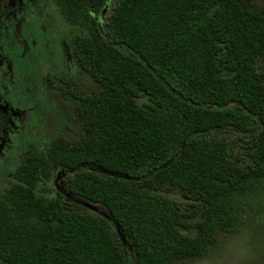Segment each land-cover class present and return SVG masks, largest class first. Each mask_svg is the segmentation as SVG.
I'll use <instances>...</instances> for the list:
<instances>
[{"label":"trees","instance_id":"obj_1","mask_svg":"<svg viewBox=\"0 0 264 264\" xmlns=\"http://www.w3.org/2000/svg\"><path fill=\"white\" fill-rule=\"evenodd\" d=\"M258 1L64 0L91 84L58 88L76 134L29 148L9 173L0 259L173 264L201 255L218 227H264V211H246L264 185ZM48 180L52 197L36 191Z\"/></svg>","mask_w":264,"mask_h":264},{"label":"flooded vegetation","instance_id":"obj_2","mask_svg":"<svg viewBox=\"0 0 264 264\" xmlns=\"http://www.w3.org/2000/svg\"><path fill=\"white\" fill-rule=\"evenodd\" d=\"M67 15L64 0H0V167L15 164V171L29 148L45 152L53 137L78 131L58 88L82 85L78 48L85 33L78 17ZM50 94L70 111L65 108V132L40 143L38 125L48 119ZM60 182L54 181L57 188Z\"/></svg>","mask_w":264,"mask_h":264},{"label":"rangeland","instance_id":"obj_3","mask_svg":"<svg viewBox=\"0 0 264 264\" xmlns=\"http://www.w3.org/2000/svg\"><path fill=\"white\" fill-rule=\"evenodd\" d=\"M262 3L264 4V0L257 2L258 6ZM77 80H80L79 83H82V86L91 84V80L84 73H81ZM45 105L48 106L49 116L44 123L40 120L41 123L38 125V141L40 143L47 138L51 140L57 132H65V117H68L65 108L67 107V111H70L69 105L66 103L64 106L62 99L53 96V94H50ZM14 165L7 164L0 167V192L14 181L13 177L9 175V172H13L15 169ZM42 184L36 187L38 194H44L48 197L55 195V189L52 187L51 181L48 180ZM43 187H46V189L48 187V190L45 191ZM259 192L261 196H258ZM237 198L243 200L242 196ZM248 198L251 207H248L246 211H252L253 216L254 214L256 216L257 213L260 214L259 211H264V209L261 210L262 206L259 205L264 198V185L252 196L247 195L246 201ZM261 213L264 215V212ZM255 219L253 226H251L250 221V223H245L240 230L234 232H225L218 227L213 244L209 245L201 255L177 261L173 264H264V227H260L258 220ZM257 227L261 228L262 235L261 232H258ZM0 264H6V262L0 259Z\"/></svg>","mask_w":264,"mask_h":264},{"label":"water","instance_id":"obj_4","mask_svg":"<svg viewBox=\"0 0 264 264\" xmlns=\"http://www.w3.org/2000/svg\"><path fill=\"white\" fill-rule=\"evenodd\" d=\"M84 204H85L87 207L91 208V209H94V210H97V209H98L97 206H95V205H93V204H91V203H89V202H84Z\"/></svg>","mask_w":264,"mask_h":264}]
</instances>
